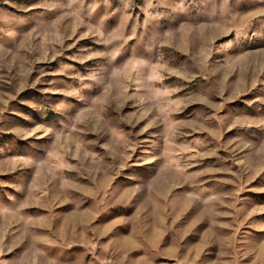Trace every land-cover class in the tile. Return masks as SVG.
<instances>
[{"label":"rangeland","instance_id":"374dc122","mask_svg":"<svg viewBox=\"0 0 264 264\" xmlns=\"http://www.w3.org/2000/svg\"><path fill=\"white\" fill-rule=\"evenodd\" d=\"M0 264H264V0H0Z\"/></svg>","mask_w":264,"mask_h":264}]
</instances>
